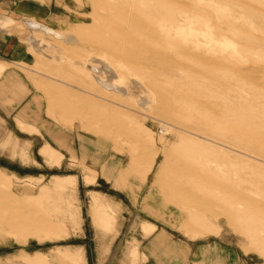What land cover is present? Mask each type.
Segmentation results:
<instances>
[{"label":"rangeland","instance_id":"obj_1","mask_svg":"<svg viewBox=\"0 0 264 264\" xmlns=\"http://www.w3.org/2000/svg\"><path fill=\"white\" fill-rule=\"evenodd\" d=\"M0 14L18 21L0 37L39 106L25 131L0 116V263L29 264L23 248L42 264H131L135 244L137 264L144 249L182 264L194 242L198 264H263L264 0H0ZM103 194L114 218L94 214Z\"/></svg>","mask_w":264,"mask_h":264},{"label":"crops","instance_id":"obj_2","mask_svg":"<svg viewBox=\"0 0 264 264\" xmlns=\"http://www.w3.org/2000/svg\"><path fill=\"white\" fill-rule=\"evenodd\" d=\"M51 14L57 15V13H53V12H51ZM25 18L35 19V17L23 16L22 21L31 30L39 29V28L29 27L27 22H25L26 21ZM36 21H38V20H36ZM17 24H18L17 19H15L11 16H8V15L0 14V31H5L7 33H10L9 31H6V30L11 28L12 26H17ZM63 24L64 23H62V26H63ZM50 28L54 29L52 27H50ZM54 30H56V29H54ZM31 38L34 39V37H32V36L28 37V40L30 42H32ZM5 41L2 40L0 37V116L4 119L5 122H7V120L9 118L12 121L14 119L18 128L21 131H25L26 127L30 126L29 119H31V116H32V115L30 116V114L33 111L38 110L39 106H38V104H36V102H34L35 94L33 93L32 88L28 84L24 83V81L22 80L20 71L14 66V63L18 62V60H17L18 57H17L15 51H13L14 45L11 46L9 44H5ZM39 137H40V139H42V141L38 142V146H37L38 152L37 153H39V155L42 157L43 161L46 164H48L50 166L58 165L60 163L61 158L63 157V153L58 148L54 147L50 142L47 141L46 135L41 134ZM30 141H31L32 145L37 143L36 137H32V139H30ZM54 141H56L58 143L59 147L66 148V146H64L63 143L59 139H58V141L57 140H54ZM21 152L24 154L26 153V151H24V150ZM71 156L76 157L73 152H72ZM54 160L56 162H54L52 164L49 163V161L53 162ZM58 177H60V176H58ZM60 178H62V177H60ZM72 178L73 179H71L68 183H66L65 187L69 188L72 184H74V176ZM84 181L86 183H90L92 180L85 176ZM104 196H105V194H103L101 196V200H99L98 197L93 196V200L90 201V203H92V207H94L95 205L97 207L94 209V214L96 215V213L101 210V205L104 204V206H106L108 208V210L110 211L109 213L114 218L112 205L104 198ZM146 207L149 208L150 205L147 204L145 206V209H146ZM147 211H149V210H147ZM89 213H90L92 223L94 225H96L97 222L95 221L94 216H92L93 214L90 211H89ZM149 213L154 214V215L158 214L155 212H149ZM140 226H141V229L145 235H149L152 232L155 233V231H157L156 224L150 220H143L141 222ZM180 226H181V224H180ZM219 233H220V231L217 233H209V234L218 235ZM184 234L189 236L192 239L201 237V235H191V234L189 235L186 233H184ZM163 235H164L163 231L160 232L159 234H157L155 237L156 241L154 240L155 243H157L158 241L160 242ZM206 235H208V234H206ZM202 236H205V235H202ZM144 239H145V237L143 236L140 239L141 242ZM201 246H202L201 243H194L193 242V243H188L187 246L182 245V248H178L177 253H179V252L184 253V256H183L184 258H183L182 264H189V263L198 264V262H200L202 260V253H201L202 247ZM70 250L72 252L75 250H79V251H75V253H71V254L75 256L76 260L79 263H81V262L86 263L84 249L82 246H80V245L74 246L73 248H70ZM19 251H20L21 255H23L25 257L27 263H29V264H42L45 260V252L43 250L35 249L33 251H27L23 248H20ZM80 251H82V254ZM139 254H140V252H139V250L135 244L128 246V255L132 259L131 264H137L138 261L136 259L139 257ZM144 254L142 253V258L144 259L146 257V259L144 262H142L140 264H160V262H157L156 256L154 254L151 255L148 251H146V249H144ZM199 254H200V257L197 258ZM57 259L60 260V258H58V257H57ZM151 259H153L154 262H151L150 261ZM0 264H3V263H0ZM102 264H121V263L109 261L107 263L103 262ZM263 264H264V262H263Z\"/></svg>","mask_w":264,"mask_h":264},{"label":"bare ground","instance_id":"obj_3","mask_svg":"<svg viewBox=\"0 0 264 264\" xmlns=\"http://www.w3.org/2000/svg\"><path fill=\"white\" fill-rule=\"evenodd\" d=\"M25 22H27V24L29 25V27H32V28H39V29H43L44 31H46V32H52L51 30H50V28L48 29V27L47 26H45V25H43V24H41V23H39L38 21H36V20H34V19H31V18H27L26 19V21ZM53 34H55L56 36H59L60 34L59 33H57V32H52ZM69 36V35H68ZM66 37V40H68V41H74L75 39L73 38V37H71V36H69V37ZM32 40V39H31ZM106 66L107 65H103V68L104 69H108V68H106ZM92 69H93V67H92ZM96 70V72H98V69L97 68H95ZM94 70V69H93ZM107 73V72H106ZM112 73H114V72H112ZM109 74V73H108ZM114 75V74H113ZM115 76V75H114ZM97 77V76H96ZM98 78V77H97ZM107 78H110L109 76L107 77ZM117 78V77H116ZM98 81H100L101 83V85L104 87V88H106V89H109L110 90V88H112V90L114 89H116L115 87V83L114 82H109V81H104V80H102V79H98ZM116 82V81H115ZM122 89V88H121Z\"/></svg>","mask_w":264,"mask_h":264}]
</instances>
